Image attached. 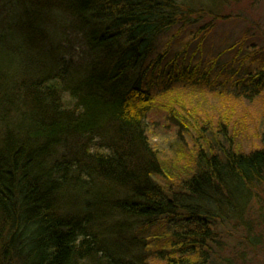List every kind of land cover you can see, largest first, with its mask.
Instances as JSON below:
<instances>
[{"label": "trees", "instance_id": "1", "mask_svg": "<svg viewBox=\"0 0 264 264\" xmlns=\"http://www.w3.org/2000/svg\"><path fill=\"white\" fill-rule=\"evenodd\" d=\"M211 1L1 0L4 18L14 3L24 12L19 53L38 57L0 59V264H147L148 247L161 264H221L228 251L244 258L257 236L264 146L242 151L221 127L226 146L205 139L180 171L166 166L148 130L158 89L220 92L219 78L237 97L264 89L255 32L186 63L190 45L200 53L230 19L206 8ZM44 11L68 15L79 58L67 57L61 27L49 29L50 40L39 31ZM162 37L167 45L154 56Z\"/></svg>", "mask_w": 264, "mask_h": 264}, {"label": "rangeland", "instance_id": "2", "mask_svg": "<svg viewBox=\"0 0 264 264\" xmlns=\"http://www.w3.org/2000/svg\"><path fill=\"white\" fill-rule=\"evenodd\" d=\"M2 3L5 4L0 0V34L7 33L5 34L6 40L0 44V59L3 55L6 59L12 57L16 63H19L25 55V57H33L35 60L38 57L35 52L27 50L21 55L18 51L25 50L21 45L24 43L25 32H28L25 27L23 28L26 23L24 12L22 13V9L18 11L15 7L17 3H14L7 8L9 10L8 17L4 18L6 12L1 9ZM206 8L211 9L217 15L230 16V19L219 22L213 32L207 35L203 49L198 50L201 51L200 53L194 52L195 43L190 45L189 54L186 56L188 65L206 61L209 56L222 51L235 41L241 32H255L258 34L255 41L258 44L264 43V0H212ZM39 14L33 18V21L35 18L40 19L42 15L39 16ZM68 18V15L63 16L60 12L44 11L41 22H35L38 25L43 24L38 29L45 38H48L46 40L53 39L52 34L48 33L49 29L57 32L61 27L60 31L62 29L64 31L57 32V35L62 36V41L65 40L63 43L68 50L67 57L79 58L82 45L76 37V32L68 29V25L71 24ZM186 34H182L179 41L171 43L172 51L183 45ZM167 41L168 39L165 37L157 40L158 53L154 56H157L166 47ZM45 43L48 45V41ZM2 45H4L3 49ZM47 45L45 48L50 47ZM53 45L55 46L57 43L55 42ZM9 50L12 53L7 55ZM191 54L192 57L189 58ZM229 56L225 55L223 60L229 59ZM31 64L37 65L35 62ZM221 80L222 78H219V83L214 87L220 92L210 91L207 85H183L184 87L178 86L167 92L158 89L160 93L155 98L148 114V130L153 145L158 149L167 167L175 166L180 171L185 169L191 163L195 150L200 144L205 143V139L214 148L220 147L219 145L226 146L225 135L220 132L221 127H226L228 132L233 135L236 146L242 151L248 152L264 146V89L259 96L253 99L237 97L230 92L238 91L232 90L230 87H227V90ZM187 114L188 117L184 119ZM188 118L192 125L198 124L197 129L187 124ZM259 188H261L263 198L261 205L256 208L259 213L257 216L254 215L253 223L252 219L247 217V220L253 224L252 230L257 232V236L253 235L249 238L251 247L248 245L242 247L243 259L236 255L232 256V253L228 251L230 255L225 252L223 255L225 260L221 264H264V184ZM134 243L141 245L138 241ZM255 243L256 245H254ZM128 249L130 251L132 248ZM235 249L238 252L236 245ZM148 250L146 252L144 250L147 264H161L154 249L150 250L148 247ZM230 257L233 258L232 261H228L227 258Z\"/></svg>", "mask_w": 264, "mask_h": 264}]
</instances>
